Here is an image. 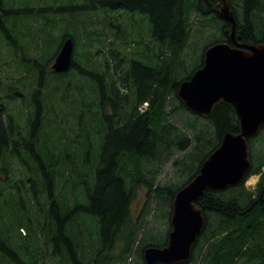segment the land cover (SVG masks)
Returning a JSON list of instances; mask_svg holds the SVG:
<instances>
[{
	"label": "trees",
	"instance_id": "obj_1",
	"mask_svg": "<svg viewBox=\"0 0 264 264\" xmlns=\"http://www.w3.org/2000/svg\"><path fill=\"white\" fill-rule=\"evenodd\" d=\"M12 1L0 0V40L3 50H7L12 44L9 38L18 32L20 26L14 16ZM219 2L220 0H85L87 8L125 10L147 20L149 42L141 41L142 36L139 37L132 29L129 34H122L120 23L116 25L115 21H111L108 33L99 39L109 43L110 54L106 57L109 65L111 60H119L121 50L110 45L114 39L126 45L134 42L151 44V55L149 57L143 51L135 52L137 64L132 78L126 77L121 81L125 82L122 86L129 88L133 95L122 96L119 93L117 97L113 89L118 88L119 92L121 86L117 84L118 79L112 72V67L107 73L102 72L100 65L94 61L95 56L87 47L88 44L94 45V42L82 43L75 33L76 29L64 30L60 35L59 48L67 37H73L77 46H85V58L82 57L83 52H78L77 56L81 55V60L91 68L80 66L75 59L69 72L52 71L46 75L45 71L39 75L38 80L32 73V84L35 82L36 88L28 100L20 101L17 109H22L25 116H29L23 140L18 119L19 113L22 114L23 111H13L7 99L11 101L16 96H21L19 88H24L26 84L11 81L13 85L4 95H0V170H6L8 158L16 155H22L21 162L28 164L33 170L23 154L27 153L40 172L45 186L42 196H45L47 207H42L45 210L43 218L34 216L38 231L27 228L24 223L18 226L19 233H22L21 229L28 230L24 239L26 246H23L16 237L14 223L11 221L13 219L6 215L9 221L6 220L0 205V264H48V260L53 261V264H122L137 244V253L142 258L145 248L167 245L176 193L199 173L202 163L221 144L225 133H237L241 127L234 107L225 101L218 102L208 115L193 114L189 124L191 127H196L202 120L213 127L214 131L209 142L204 132H196L193 135V150L176 161L182 172H188L189 178L182 185L154 186L153 178L148 177L152 164L164 153L192 145V138L182 134L169 121L168 107L173 97L179 101L178 109L188 110L177 90L180 82L192 75L190 73L181 77V70L184 69L181 53L190 36L191 13L198 10L208 15ZM231 7L236 16V32L241 35V40L247 43L264 42V0H243L242 15L237 14L233 5ZM43 17L47 18L45 15ZM216 17L218 18L217 14ZM112 27H118L119 31ZM226 27L231 28V24L225 22L222 27L224 38L212 43H232L230 36L224 32ZM85 35L89 37L90 30ZM113 52L115 53L111 54ZM57 53L58 51L55 56ZM123 56L122 60H128ZM143 58L149 62L139 65L138 60ZM4 60L5 58H0L1 71ZM202 63L203 58L199 66ZM115 68L117 71V65ZM85 78L89 83L83 84ZM75 89L78 90L74 91ZM73 96L78 98L79 103V115L76 116L78 124H87L89 117H85L91 112H104L101 116L106 119L104 127L97 128L100 136L99 146L96 147L98 159L92 164L86 161L84 165H79L76 162L79 150L83 151L81 162H85L88 154L92 153V144L87 136L83 138L84 141L81 139L77 143L67 138L66 129L61 122L66 123L69 117L65 109L61 112L55 105V99L63 98L62 101L67 103ZM80 96L82 97L79 98ZM46 97L49 101L45 100ZM121 100L126 104L125 114L118 117L108 115V106ZM85 101L87 104L82 106ZM130 101L132 106H129ZM120 117L121 122L118 121ZM48 126H53V132L45 135ZM90 128L92 130L95 127ZM61 129L62 132L58 134ZM73 151L77 152L73 155V165L69 166L66 160L61 161V155L64 157L63 154L69 155V152L73 154ZM249 151L252 160L249 175L261 173L256 190H248L243 182L222 191H206L198 204L206 218L205 226L193 247L190 261L194 260L196 264H264V128L249 140ZM195 162L196 166L191 169ZM85 167L88 170L82 169ZM24 177L26 181L33 180L31 187L34 186L33 182L38 184V177H34L33 172L28 171ZM1 183L0 181V191L4 189ZM55 183L57 189H54ZM69 184H72V194H69ZM139 184H146L148 198H156L159 207L165 208L163 215L169 223L166 231L156 232L155 227H149L142 235V222L133 218L130 207L135 197V188ZM14 192L20 195L18 191ZM39 192L37 188L34 194ZM39 204L41 205L40 202ZM23 212L29 213L27 210ZM149 231L154 233L149 236ZM158 233L166 235L158 238ZM117 243L121 245V251L117 254L119 258L110 261L109 258L115 256L110 251L116 248Z\"/></svg>",
	"mask_w": 264,
	"mask_h": 264
},
{
	"label": "rangeland",
	"instance_id": "obj_2",
	"mask_svg": "<svg viewBox=\"0 0 264 264\" xmlns=\"http://www.w3.org/2000/svg\"><path fill=\"white\" fill-rule=\"evenodd\" d=\"M230 2L234 6L237 14L242 15L243 0H230ZM39 3H41V5H39ZM12 9L14 10V16L17 17L20 26L18 32L9 38L12 44L8 46L7 50L6 48L3 50V45L0 40V58H5L2 71L0 67V95H4L5 91L13 85L11 81L14 80L24 82L26 86L24 88L22 86V89L19 88L21 96L18 95L15 100L11 101L7 99L8 105L12 107L13 111L17 112L23 111L22 109L17 110L19 109L20 101L28 100L32 91L36 88V83L34 82V85L32 84L34 74L36 75V80H38L39 75L45 71H47L46 75H49L50 72L54 71L53 63L56 59L55 54L59 51L60 35L64 30L76 29L77 32L75 33L82 43H89V41L94 42V45L91 46L88 44L87 47L89 46L90 51L95 56L94 61L100 65V70L104 72H106L105 55L107 56L110 54V46L107 41L103 42L102 40L99 41V39L104 38V35L108 33L111 21H115L116 25L120 23L122 34H129L132 29L135 34L139 35V37L142 36L141 41L149 42L150 40L147 20L146 18L144 19L143 16L128 12H116L113 10L105 11L103 8L94 10L93 8L86 7L85 0H13ZM214 12L216 11L213 8V12L208 15H204L198 10L191 13L190 36L181 53L184 63V69L181 70L183 75L181 77L193 73L192 71L201 64L204 50L207 46L211 45L210 43L224 38L222 29L224 21L217 18L216 13L214 14ZM43 15L47 18L45 19ZM40 16H42L43 19L40 18ZM75 26L77 28H74ZM135 27L137 30H135ZM112 29L117 32L119 31L118 27H112ZM87 30H90L91 39L90 36L88 37L85 35ZM93 37H96L97 39H94ZM128 37L132 36L128 35ZM76 43L74 46L75 61H77L80 66L90 69V65H87L84 60H81V55L77 56L78 52L79 54L83 52L82 57L85 58V46L82 44L77 46ZM110 43L111 46L115 48L117 47L119 50L121 49L119 54L125 55L127 59L135 57L136 51H143L150 57L151 47H153L151 44H142V42H134L126 45L122 41L120 42L116 39ZM70 69L71 68L68 70L71 71ZM87 83L89 82L87 78H85L83 80V84ZM118 85L121 86L120 81ZM77 90L78 89H75L74 91ZM123 92L125 93V89ZM84 94L85 93H83V95ZM81 97L82 96L79 98ZM62 99L63 98L55 99V105L59 111L61 110V112L65 109L66 115L69 117L66 123L63 121L61 122V125L66 129L67 138H70L72 142L77 143L87 136L90 139V144H92V153L88 154L85 162H81L83 154L82 150L78 151L79 158L76 162L79 165H84L86 161L92 164L98 159V155H96V147L99 146L100 136L97 133V127L92 128V130L90 127H93V123L98 122L99 115L95 114L92 120H87V124H83L82 126L81 124H78L76 117L79 115L78 98H74L73 96L68 99L67 103L63 102ZM45 100L49 101L47 97ZM177 101L178 100L173 97L170 99L168 107V110L170 111L168 117L169 121L175 125L177 129L182 132V134H187L192 138V145L183 149L174 148L172 152L167 151L161 158L159 157L157 161L155 160L154 164H152L151 173L148 175V177L153 178L154 186L184 184L189 178L188 172H182L180 170V165L176 163V161L185 156L189 151L193 150L195 144L193 135L196 134V132H204L206 134L205 138L207 139V142L211 141L210 137L211 139L213 138L214 129L211 126L206 125V121H199L196 127H191L189 125L192 121L193 114L195 113H191L186 109H178L177 104L179 101ZM60 102H63L64 104ZM66 104L67 108H65ZM82 106H85V104L83 103ZM142 107H144V105ZM13 113L16 114L15 112ZM22 114L19 113L18 115L22 128L21 136L24 135L23 132L25 133L28 128V123L26 121L29 119V116H25V111H23ZM80 126L82 129H80ZM52 127L53 126H48L46 128L45 135H49L51 131L53 132ZM94 129H96V132H93ZM61 132L62 129L59 130L58 134ZM41 139H43V137ZM84 140L85 139H83V141ZM39 145L40 144H38V147ZM72 153L73 154H70L69 152V155L63 154L64 157L61 155V161L66 160L69 166L73 165V155L77 152L73 151ZM23 154L25 155V158L28 159L33 170H31L28 164L24 165L21 162L22 155H16L8 158L7 164L5 165L6 170H0V181L2 182L1 186L4 187V189L0 191V205L3 208L5 216L9 215L13 219L11 221L14 223L13 228L16 231V237L20 239L23 246H26L24 244V239L28 230L24 228L21 229L23 234L21 232L19 233L18 226L20 223H24L27 228H32V230L38 231L39 227L37 226V222L34 221V216L43 218L45 215V210L43 208L47 207V204L45 203V196H42V194L45 193V186L41 180L38 167L27 153ZM196 164L197 163L195 162L191 169H194ZM82 169L84 171L88 170L87 167ZM28 171L33 172V176H37L39 180L37 185L33 182V187H31L33 180L26 181V178L24 177ZM258 179V174L251 175L244 183L245 187L250 191H254L255 186H257ZM26 187H28V189H26ZM37 188L40 192L35 195L34 192L37 191ZM57 188L58 186L56 187L55 183L54 189ZM68 188L69 194H72V184H69ZM13 190L18 191L20 195L15 193ZM135 192V197L133 198L130 207L133 218L138 222H142V235L149 227H155L156 232L157 230L166 231L169 223L163 215L165 208L159 207V201L156 198H148V187L146 184L137 185ZM24 210H27L29 213L23 212ZM27 214H30V217L27 216ZM6 217V220L9 221L8 216ZM153 233L154 231H149L148 235L151 236ZM148 235L146 234L147 237H149ZM164 235L166 234L158 233L156 236L160 238ZM115 246L116 248L110 251V254L115 255L114 257L109 258L110 261L114 259L117 260L119 258L117 254L121 251V245L117 243ZM137 247L138 244L134 246L132 253L122 264H144V258L138 255L136 250ZM48 264H53V261L51 262V260H48ZM187 264H196V262L191 260L188 261Z\"/></svg>",
	"mask_w": 264,
	"mask_h": 264
},
{
	"label": "water",
	"instance_id": "obj_3",
	"mask_svg": "<svg viewBox=\"0 0 264 264\" xmlns=\"http://www.w3.org/2000/svg\"><path fill=\"white\" fill-rule=\"evenodd\" d=\"M217 15L231 24L230 36L236 43L217 42L205 50L204 63L191 78L180 82L178 96L198 114H209L219 101L233 105L240 131L227 132L221 144L204 160L199 173L176 193L171 216L172 229L164 247L144 249L145 264H184L205 226L203 209L198 206L206 191H219L243 182L252 162L248 138L264 127V42L247 43L236 33V16L229 0H220ZM74 40L66 38L55 59L57 72L67 71L73 60Z\"/></svg>",
	"mask_w": 264,
	"mask_h": 264
},
{
	"label": "flooded vegetation",
	"instance_id": "obj_4",
	"mask_svg": "<svg viewBox=\"0 0 264 264\" xmlns=\"http://www.w3.org/2000/svg\"><path fill=\"white\" fill-rule=\"evenodd\" d=\"M231 6H232V4H231ZM114 11V10H113ZM116 12H127V11H125V10H121V11H116ZM129 13V12H128ZM224 25H225V22H224ZM228 29H230L229 27L227 28H225L224 29V32L226 33V35L227 36H229L230 34V32H226ZM235 36H236V38H238V34H237V32L235 33ZM232 40V43H230V45L231 46H236V43L234 42V40L233 39H231ZM114 54V53H113ZM109 55V54H108ZM107 55V56H108ZM118 57H120V59L118 60V61H115V60H111V64L109 65V60H105V64H106V73L108 72V70H109V68L111 69V67H112V72L113 73H115L116 74V78L118 79V83H119V80H120V82L121 81H123V80H125V78L126 77H128V78H132V75H133V71H134V68H135V66H136V60H135V58L134 57H132V59L130 58V59H128V60H122L121 58H124L122 55H118ZM149 62V60H147V59H139L138 60V64L140 65V64H143V65H145V64H147ZM117 65V71H116V68H115V65ZM124 65V66H123ZM117 83V84H118ZM122 83H125V82H121V90L118 92V88H115V89H113V90H115V91H113L114 93H117V97H119V93H120V95H122V96H125L126 94H129V95H133V93L132 92H130V90H129V88H124L123 86H122ZM120 86V85H119ZM123 88V89H122ZM124 89H125V93L123 92L124 91ZM121 99H123V98H121ZM116 100H119V98L118 99H116ZM87 103L85 102V105H86ZM124 105H126L124 102H123V100H121V101H118L116 104H114V105H112V106H108V115H117V116H115V117H118L119 115H124L125 113V111H124V109H125V106ZM129 106H132V101H130V103H129ZM127 107H128V105H127ZM104 113V112H103ZM101 114V112H96V113H93V112H91L90 113V115H87L85 118H88L87 120H92L93 118H94V116L93 115H95V114H98L99 115V120H98V122H96V123H93L92 124V126L93 127H104V124H105V121H106V119L105 118H102V116L101 115H104V114ZM4 118H6V115H5V117ZM118 121H120L121 122V117L119 118V120ZM117 121V122H118ZM21 135V134H20ZM23 137H24V135H22L21 136V140H23ZM259 180V179H258ZM256 187L257 186H255V189H254V191L256 190Z\"/></svg>",
	"mask_w": 264,
	"mask_h": 264
},
{
	"label": "bare ground",
	"instance_id": "obj_5",
	"mask_svg": "<svg viewBox=\"0 0 264 264\" xmlns=\"http://www.w3.org/2000/svg\"><path fill=\"white\" fill-rule=\"evenodd\" d=\"M121 16H122V15H121ZM119 17H120V16H119ZM119 17H118V18H119Z\"/></svg>",
	"mask_w": 264,
	"mask_h": 264
}]
</instances>
